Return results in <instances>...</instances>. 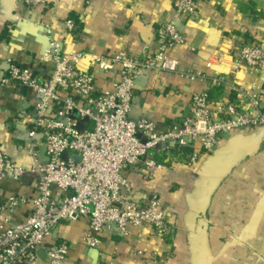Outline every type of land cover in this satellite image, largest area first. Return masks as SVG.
I'll list each match as a JSON object with an SVG mask.
<instances>
[{"label": "crops", "instance_id": "0c3cea01", "mask_svg": "<svg viewBox=\"0 0 264 264\" xmlns=\"http://www.w3.org/2000/svg\"><path fill=\"white\" fill-rule=\"evenodd\" d=\"M173 1L47 0L27 13L29 21L21 22L14 15L18 0H0V79L10 61L49 71L51 62L43 60L49 38L42 23L51 26L65 49L91 56L154 51L158 26L174 16ZM199 2L196 15L176 23L186 40L171 53L179 60V71H147L137 79L133 118L146 117L165 129L188 112L195 92L233 100L235 87L264 89L263 71L234 61L235 49L244 41L264 48V0ZM66 19L74 20L75 37L65 35ZM90 58L81 60L80 67L93 69ZM95 70L98 85L105 88L109 75ZM217 75L227 81L215 85L212 77ZM33 106L29 91L0 84V152L23 167H28ZM216 153H221L216 162L210 161L212 155L203 156L192 165L169 166L150 179L144 178L143 167L136 168L135 185L158 193L169 209L172 229L165 242L149 227H130L127 235L108 230L100 247L92 248L86 243L89 220L81 219L62 223L47 243L68 241L70 255L63 264H142L151 256L163 261L159 264L264 262V127L223 135ZM35 178L31 173L19 180L11 175L0 178V202L32 194ZM31 210L30 203L19 207L10 213L11 223L23 222ZM6 217L0 231L8 227ZM38 264L50 263L43 258Z\"/></svg>", "mask_w": 264, "mask_h": 264}, {"label": "built area", "instance_id": "2783aa9c", "mask_svg": "<svg viewBox=\"0 0 264 264\" xmlns=\"http://www.w3.org/2000/svg\"><path fill=\"white\" fill-rule=\"evenodd\" d=\"M46 1L18 0L16 19L29 21L27 13ZM199 3L173 1L174 16L158 26L154 51L91 56L65 49L51 26L42 23L49 38L43 58L51 62L49 71L7 63L0 84L29 91L34 106L28 167L1 151L0 178L11 175L19 180L31 173L36 184L32 194H15L0 202V222L7 215L8 225L0 231V264H38L43 258L63 264L70 255L68 241H47L62 223L81 219L89 220L86 243L92 248L100 247L108 230L127 235L130 227H149L165 242L172 229L169 209L158 193L149 194L135 185L136 168L143 167L144 178L150 179L169 166L192 165L212 155L227 133L264 127V89L241 86L235 87L238 94L233 100H216L209 91L193 93L188 112L165 129L146 117H132L140 76L147 71H179V60L171 53L186 40L176 23L183 16L196 15ZM64 25L65 35L75 37L74 20L66 19ZM88 56L93 69L80 67ZM234 61L264 72V48L244 41L235 49ZM96 68L109 75L105 88L98 85ZM225 81L221 75L212 77L215 85ZM29 203L32 210L24 221L11 223L10 213ZM147 261L142 264L163 263L155 256Z\"/></svg>", "mask_w": 264, "mask_h": 264}, {"label": "water", "instance_id": "95a60500", "mask_svg": "<svg viewBox=\"0 0 264 264\" xmlns=\"http://www.w3.org/2000/svg\"><path fill=\"white\" fill-rule=\"evenodd\" d=\"M68 156V154L67 153H65L64 154V157H67ZM73 158H75L76 160H80V157L78 156V155H75V154H73V155H71ZM211 156V155H210ZM221 156V153H216L215 155H213L212 154V156L210 157V161H217L218 160V158Z\"/></svg>", "mask_w": 264, "mask_h": 264}, {"label": "rangeland", "instance_id": "374dc122", "mask_svg": "<svg viewBox=\"0 0 264 264\" xmlns=\"http://www.w3.org/2000/svg\"><path fill=\"white\" fill-rule=\"evenodd\" d=\"M259 264H264V262L263 261H260V263Z\"/></svg>", "mask_w": 264, "mask_h": 264}]
</instances>
